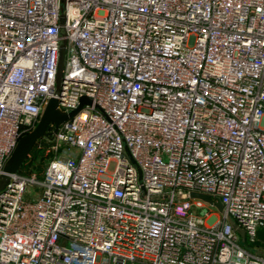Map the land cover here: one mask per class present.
Returning <instances> with one entry per match:
<instances>
[{"label":"built area","instance_id":"1","mask_svg":"<svg viewBox=\"0 0 264 264\" xmlns=\"http://www.w3.org/2000/svg\"><path fill=\"white\" fill-rule=\"evenodd\" d=\"M83 96L0 188V264H264V0H0V173Z\"/></svg>","mask_w":264,"mask_h":264},{"label":"water","instance_id":"2","mask_svg":"<svg viewBox=\"0 0 264 264\" xmlns=\"http://www.w3.org/2000/svg\"><path fill=\"white\" fill-rule=\"evenodd\" d=\"M63 58H64V48H63V41L61 42L59 53H58V62H57V72H56V89L55 93L57 92V84L60 76V72L62 69L63 64ZM89 99L87 97H81L79 100V105L76 109L65 113L61 111L57 106V100L54 97H50L44 108L42 109L38 121L35 124V126L26 134L20 136L18 140L15 143V146L13 147L12 151L8 155V157L5 159L3 165H2V172L0 173V188L7 182L9 175L14 176L16 172H18L21 163L28 155L29 151L32 149L35 141L42 137H48L50 133H54L59 126V124L65 120L66 118L71 117L75 112H77L80 108V106L84 103H88ZM52 124V131L49 132L47 128L49 125ZM190 197H198L213 206L219 211L222 212V206L219 202L213 201L207 194L196 192V191H190L189 192ZM229 221L231 219L229 218ZM232 223V222H231ZM235 230L240 235V238H244V230L241 227H235Z\"/></svg>","mask_w":264,"mask_h":264},{"label":"rangeland","instance_id":"3","mask_svg":"<svg viewBox=\"0 0 264 264\" xmlns=\"http://www.w3.org/2000/svg\"><path fill=\"white\" fill-rule=\"evenodd\" d=\"M34 155L35 156L32 159H31V155L26 156V158L23 160V162L20 165L19 171L23 173H28L29 170H35L38 176L40 177L41 169L44 166L47 159H49L50 154L49 151H36ZM208 207L212 213L205 221L206 223L210 224L212 219L215 217V214L218 213V210L212 204L208 205ZM243 243H245V245H247L248 248L253 246V244H250L247 237L244 238ZM255 243L260 245L264 243V229H258L256 233Z\"/></svg>","mask_w":264,"mask_h":264},{"label":"trees","instance_id":"4","mask_svg":"<svg viewBox=\"0 0 264 264\" xmlns=\"http://www.w3.org/2000/svg\"><path fill=\"white\" fill-rule=\"evenodd\" d=\"M35 152H36V151H35L34 147H32L31 151H29V156L31 155V159L34 158V156H35V155H34ZM26 160H27V159H26Z\"/></svg>","mask_w":264,"mask_h":264}]
</instances>
